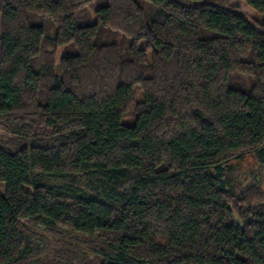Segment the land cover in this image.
<instances>
[{"label":"trees","instance_id":"obj_1","mask_svg":"<svg viewBox=\"0 0 264 264\" xmlns=\"http://www.w3.org/2000/svg\"><path fill=\"white\" fill-rule=\"evenodd\" d=\"M254 13L264 0H0V120L20 139L0 143V264H86L59 227L98 239L99 264H264L263 193L229 178L264 165Z\"/></svg>","mask_w":264,"mask_h":264},{"label":"rangeland","instance_id":"obj_2","mask_svg":"<svg viewBox=\"0 0 264 264\" xmlns=\"http://www.w3.org/2000/svg\"><path fill=\"white\" fill-rule=\"evenodd\" d=\"M249 19L252 23L258 24L260 21H264V14L254 13L249 16ZM0 31H1V15H0ZM142 101V94L140 90H135V95L132 103L128 107L126 113L123 116V122L126 124H131L134 121L135 113L137 112L138 104ZM11 125L8 124L6 119L0 120V143L18 144L20 143V139H18V135L11 131ZM233 164L232 170H230L229 178L231 180V184L235 187V189L239 192L244 188H256L259 187L263 193L264 197V165L258 162L257 160H253L252 158L245 157L240 161H236ZM234 219L238 221L237 214L234 213ZM42 226V225H41ZM65 230V229H64ZM61 230L59 227L55 230L58 235L61 234L65 238L70 239L71 235L72 240L68 241V246L66 245V250L70 251L74 246L75 251L71 252V257L78 258L82 256L83 263L86 264H99L98 258L94 252L90 250H94L95 244L98 243V239L94 236L83 235V234H72L67 230ZM42 237V234L39 235ZM60 239V238H59ZM59 239L55 240L53 243H59ZM64 239V238H62ZM66 240V239H64ZM36 243L42 247L44 245L41 239H37ZM96 249V248H95Z\"/></svg>","mask_w":264,"mask_h":264}]
</instances>
